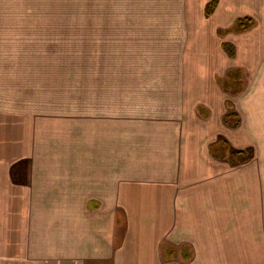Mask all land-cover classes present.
Here are the masks:
<instances>
[{
  "label": "crops",
  "instance_id": "0c3cea01",
  "mask_svg": "<svg viewBox=\"0 0 264 264\" xmlns=\"http://www.w3.org/2000/svg\"><path fill=\"white\" fill-rule=\"evenodd\" d=\"M226 1L216 0L207 23L201 13L192 22L200 55L170 57L160 85L138 73L137 105L115 107L108 90L105 101L75 103L73 115L0 105V264H215L227 241L252 239L242 234L233 187L256 189L259 169L222 172L211 147L247 143L241 125L227 126L228 111L242 107L219 82L229 68L259 65L264 5L260 14L252 9L261 18L249 32L226 36L232 58L217 31L234 24L242 4ZM184 59L195 72H178ZM261 66L255 74L264 85ZM225 129L236 133L228 138Z\"/></svg>",
  "mask_w": 264,
  "mask_h": 264
},
{
  "label": "rangeland",
  "instance_id": "374dc122",
  "mask_svg": "<svg viewBox=\"0 0 264 264\" xmlns=\"http://www.w3.org/2000/svg\"><path fill=\"white\" fill-rule=\"evenodd\" d=\"M239 1L240 17L217 31L226 41L223 50L232 58L235 47L226 36L249 32L261 18H255L252 9L260 14L258 3L264 5V0ZM195 4L192 8L184 0H0V105L15 106L23 114L73 115L75 103L88 107L91 102L105 101L107 90L113 92L115 107L121 108L122 101L139 104L132 89L142 88L144 78L156 77L153 81L160 85L166 82L160 77L167 75L164 71L170 57L202 53L201 36L193 31V24L200 13L201 21L208 22L205 12L209 6L198 10ZM211 56H217L215 50ZM257 59L259 65L253 64L250 70L229 68L219 82L231 94L228 98L236 95L242 107L241 116L233 109L228 111L227 126L237 121L247 143L237 144L239 150H234L220 139L221 148L217 153L213 150L224 159L217 165L224 167L222 172L233 174L241 169L250 175L258 167L259 174L256 189L233 187V195H240L235 200L241 206L242 234L252 239H242L240 247L227 241L221 248L227 255L215 256V264H264V85L255 74L264 55ZM189 68L195 72L192 63L178 61L179 73ZM121 120L115 116V126ZM225 131L228 138L236 133ZM237 152L248 158L237 162L234 156L230 162L228 157Z\"/></svg>",
  "mask_w": 264,
  "mask_h": 264
},
{
  "label": "trees",
  "instance_id": "16d2710c",
  "mask_svg": "<svg viewBox=\"0 0 264 264\" xmlns=\"http://www.w3.org/2000/svg\"><path fill=\"white\" fill-rule=\"evenodd\" d=\"M215 4H216V0H214V1H212L211 3H210V5H209V7H208V9L206 10V14L207 15H210L211 13H212V11L214 10V7H215ZM241 24H239V26H237V27H241L240 26ZM238 122L236 121L235 123L233 122V124H231V122L229 123V125H231V126H236V124H237ZM223 144H225V143H223ZM211 153L213 154V156L214 157H216V158H219V159H224L223 158V156H222V154L221 155H218V154H216L215 152H214V150H213V147H211ZM234 156L235 157H238V161L237 162H241V161H245V159H247V158H245V159H243V153H241V152H237V153H234V154H231L229 157H228V160L231 162V160H233V159H235L234 158ZM164 249V248H163ZM164 252L166 253V254H171V252L169 251V249H164Z\"/></svg>",
  "mask_w": 264,
  "mask_h": 264
}]
</instances>
